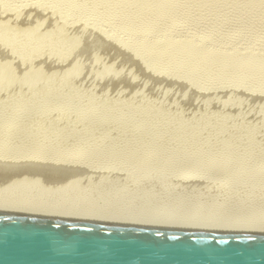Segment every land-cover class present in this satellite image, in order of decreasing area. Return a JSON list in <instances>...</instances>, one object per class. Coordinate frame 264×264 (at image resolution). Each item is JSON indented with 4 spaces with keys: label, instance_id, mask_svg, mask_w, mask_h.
<instances>
[{
    "label": "rangeland",
    "instance_id": "374dc122",
    "mask_svg": "<svg viewBox=\"0 0 264 264\" xmlns=\"http://www.w3.org/2000/svg\"><path fill=\"white\" fill-rule=\"evenodd\" d=\"M0 1V18L5 19L0 20V125L11 130L0 137V143H6L0 152V175L4 173L0 184L4 187L12 178L15 184L2 201L19 206L31 201L29 206L42 204L43 211L54 213L89 212L128 221L133 217L132 222L151 218L173 224L183 220L192 225L264 227V0H171L164 13L158 0L91 1L85 7L61 0ZM64 10L54 26L56 13ZM28 12L31 16L41 12L43 17ZM19 14L25 22L28 17L38 20L25 24ZM46 24L56 29H47ZM97 36L110 43L102 44ZM205 49L211 55H205ZM248 52L256 58L248 57ZM225 54L233 56L232 62L234 57L247 62L236 60L234 66L235 61L233 65L222 59ZM239 64L248 68L245 73ZM27 86H34V91L28 88L31 94L25 91ZM98 121L105 124L99 126ZM37 144L44 149L40 167L16 161V152L32 153ZM35 169L41 170L40 176ZM26 175L36 176L34 182L25 180ZM17 190L20 198L14 196Z\"/></svg>",
    "mask_w": 264,
    "mask_h": 264
},
{
    "label": "water",
    "instance_id": "95a60500",
    "mask_svg": "<svg viewBox=\"0 0 264 264\" xmlns=\"http://www.w3.org/2000/svg\"><path fill=\"white\" fill-rule=\"evenodd\" d=\"M0 264H264V234L0 216Z\"/></svg>",
    "mask_w": 264,
    "mask_h": 264
},
{
    "label": "bare ground",
    "instance_id": "6f19581e",
    "mask_svg": "<svg viewBox=\"0 0 264 264\" xmlns=\"http://www.w3.org/2000/svg\"><path fill=\"white\" fill-rule=\"evenodd\" d=\"M4 1H5V0H4ZM8 1H9V0H8ZM15 1H16V0H15ZM18 1H19V0H18ZM23 1H24V0H23ZM54 1H55V0H54ZM61 1H65V2H68V3H71V2L78 3V2H79V3H82V4L84 5V7H85V4H86V3H89V2H90V3H92V2L98 3L99 1H102V0H61ZM91 1H92V2H91ZM112 1H113V0H112ZM126 1H127V0H126ZM126 1H122V0H121L122 3H123V2L126 3ZM129 1H130V0H129ZM144 1H145V0H144ZM154 1H155V0H154ZM170 1H171V0H158V1H157L158 4L160 3V4H159V5H160V10H161V9L163 10V11H161L162 13H164V10H166V9L168 8V4L170 5ZM175 1H176V0H175ZM212 1H213V0H212ZM217 1H218V0H217ZM220 1H221V0H220ZM222 1H223V0H222ZM226 1H227V0H226ZM0 2H1V1H0ZM58 2H59V1H58ZM65 2H64V3H65ZM104 2H105V1H104ZM108 2H111V1H108ZM113 2H114V1H113ZM138 2H139V1H137V3H138ZM140 2H141V1H140ZM140 2H139V3H140ZM146 2H147V1H145V3H146ZM149 2H150V5H151V2H152V1H149ZM203 2H204V1H203ZM206 2H207V1H206ZM214 2H215V1H214ZM9 3H10V1H9ZM62 3H63V2H62ZM74 3H73V4H74ZM95 3H93V7H95V6H94ZM101 3H102V2H101ZM105 3H106V2H105ZM111 3H112V2H111ZM116 3H117V2H116ZM116 3H115V4H116ZM145 3H144V4H145ZM215 3H216V2H215ZM215 3H214V4H215ZM6 4H7V3H6ZM107 4H108V3H107ZM144 4H143V1H142V5H144ZM146 4H147V3H146ZM146 4H145V5H146ZM153 4H154V3H153ZM158 4H156V5H158ZM218 4H219V3H218ZM220 4H221V3H220ZM70 5H71V4H70ZM88 5H89V4H88ZM96 5H97V4H96ZM100 5H101V4H100ZM105 5H106V4H105ZM105 5H104V6H105ZM122 5L124 6V4H122ZM138 5H139V4H138ZM145 5H144V7H145ZM148 5H149V4H148ZM150 5H149V6H150ZM171 5H172V3H171ZM65 6H66V5H65ZM67 6H68V4H67ZM75 6H76V5H75ZM78 6H79V4H78ZM80 6H81V5H80ZM102 6H103V5H102ZM102 6H101L100 8H102ZM106 6H107V5H106ZM115 6H116V5H115ZM115 6L113 5V6H111V7L113 8V7H115ZM151 6H152V5H151ZM69 7H70V6H69ZM87 7H88V6H87ZM89 7H90V6H89ZM93 7H92V8H93ZM96 7H97V6H96ZM107 7H108V6H107ZM109 7H110V6H109ZM117 7H118V6H117ZM120 7H121V3H120ZM138 7H140V6H138ZM155 7H156V6H155ZM161 7H162V8H161ZM170 7H171V6H170ZM174 7H175V6H174ZM4 8H5V7H4ZM64 8H65V7H64ZM115 8H116V7H115ZM115 8H114V10H115ZM118 8H119V7H118ZM135 8H136V7H135ZM141 8H142V6H141ZM145 8H146V7H145ZM60 9H61V8H60ZM60 9H59V10H60ZM69 9H70V8H69ZM76 9H78V8H76ZM93 9H95V8H93ZM93 9H92V10H93ZM97 9H99V8H97ZM103 9H104V7H103ZM138 9H139V8H138ZM138 9H137V10H138ZM156 9L158 10V8H156ZM6 10H7V8H6ZM36 10H37V9H36ZM99 10H100V9H99ZM104 10H105V9H104ZM168 10H169V8H168ZM18 11H19V10H18ZM22 11H23V9H22ZM33 11H34V10H33ZM33 11H32V12H33ZM39 11H40V10H39ZM41 11H42V10H41ZM93 11H94V10H93ZM95 11H97V10H95ZM101 11H103V10H101ZM107 11H109V10H107ZM111 11H112V10H111ZM140 11H141V10H140ZM170 11H171V10H170ZM63 12H65V10L62 11V13H59V14L56 13V12H53V13H56V15L54 14L56 18H55L54 15H53V17H54L53 19H56V20H53V19H52L53 22H54V21H58V20L60 21V18L63 17V16H62V15L64 14ZM90 12H92V11H90ZM138 12H139V11H138ZM159 12H160V11H159ZM167 12H168V11H167ZM3 13H4V12H3ZM5 13H6V12H5ZM5 13H4V14H5ZM14 13H16V12H14ZM14 13H13V14H14ZM22 13H23V12H22ZM28 13H29V12H28ZM30 13H31V12H30ZM30 13H29V14H30ZM38 13H39V12H38ZM38 13L36 14V12H35L34 14H36V16H37ZM40 13H41V12H40ZM40 13H39V14H40ZM42 13H43V11H42ZM102 13H103V12H102ZM105 13H106V11H105ZM23 14H25V13H23ZM34 14H33V15H34ZM43 14H44V13H43ZM51 14H52V13H51ZM51 14H50V15H51ZM86 14H87V13H86ZM90 14H91V13H90ZM92 14H93V13H92ZM109 14H110V12H109ZM109 14H108V15H109ZM128 14H129V13H128ZM131 14H132V13H130V16L132 17ZM140 14H141V13H140ZM156 14H157V13H156ZM156 14L154 13L155 16H156ZM160 14H161V13H160ZM160 14H158L157 16H159ZM5 15H6V14H5ZM5 15H4V16H5ZM19 15H20V14H19ZM33 15H32V16H33ZM40 15H41V14H40ZM40 15H38V17H39ZM94 15H95V14H94ZM98 15H99V14H98ZM133 15L136 16V14H133ZM138 15H139V14H138ZM150 15H151V14H150ZM161 15H162V14H161ZM0 16H1V15H0ZM14 16H15V15H14ZM17 16H18V14H17ZM20 16H21V15H20ZM26 16H27V15H26ZM26 16H25V17H26ZM28 16H29V15H28ZM30 16H31V14H30ZM32 16H31V17H32ZM36 16H35L34 18H36ZM41 16H42V15H41ZM48 16H49V15H48ZM51 16H52V15H51ZM96 16H97V15H96ZM162 16H163V15H162ZM5 17H6V16H5ZM42 17H43V16H42ZM42 17H41V18H42ZM83 17H84V15H83ZM131 17H130V18H131ZM138 17H139V16H138ZM152 17L154 18V16H152ZM1 18H2V16H1ZM1 18H0V20H1V23H2V21L5 20V19L2 20ZM3 18H4V17H3ZM8 18H9V16H8ZM78 18H79V17H78ZM132 18H134V17H132ZM155 18H157V17H155ZM161 18H162V17H161ZM18 19H20V17H18ZM23 19H24V18H23ZM23 19H22V16H21V21L25 22ZM26 19H27V18H26ZM43 19H44V18H43ZM50 19H51V17H50ZM127 19H128V18H127ZM134 19H135V18H134ZM138 19H139V18H138ZM138 19H137V20H138ZM7 20H12V19H7ZM14 20H15V19H14ZM28 20H30L29 22H34V21H36V20H38V19H35L34 21H31L32 18L29 19V17H28ZM28 20H27V21H28ZM47 20L49 21L48 18H47ZM75 20H76V19H75ZM103 20H104V19H103ZM103 20H102V21H103ZM132 20H133V19H132ZM137 20H136V21H137ZM139 20H140V19H139ZM139 20H138V21H139ZM155 20H156V19H155ZM160 20H161V19H160ZM15 21H17V20H15ZM27 21H26V22H27ZM105 21H106V20H105ZM136 21H135V23H137ZM140 21H141V20H140ZM140 21H139V22H140ZM156 21H158V20H156ZM26 22H25V24H26ZM46 22H47V21H46ZM50 22H51V20H50ZM62 22H63V21H62ZM80 22H81V20H80ZM132 22H133V21H132ZM152 22H153V21H152ZM158 22H159V21H158ZM1 23H0V24H1ZM44 23H45V21H44ZM48 23H49V22H48ZM51 23H52V22H51ZM51 23H50V24H51ZM77 23H78V22H77ZM77 23H76V24H77ZM105 23H107V22H105ZM14 24H15V23H14ZM20 24H21V22H20ZM23 24H24V23H23ZM23 24H22V25H23ZM25 24H24V25H25ZM32 24H33V23H32ZM54 24H55V22H54ZM59 24H60V23L58 22V25H59ZM78 24H81V23H78ZM107 24H109V23H107ZM120 24H121V23H120ZM122 24H123V23H122ZM130 24H131V23H130ZM18 25H19V24H18ZM27 25H28V24H27ZM56 25H57V24H55L54 26H56ZM64 25H65V24H64ZM99 25H100V24H99ZM103 25H104V24H103ZM103 25H102V26H103ZM20 26H21V25H20ZM47 26H49V27H47ZM62 26H63V25H62ZM72 26H73V25H72ZM72 26H71V28H73ZM78 26H80V25H78ZM133 26H134V25H133ZM133 26H132V27H133ZM152 26H153V25H152ZM52 27H53V26H52ZM52 27H50V25H47V24H46V28H47V29L52 28ZM59 27H61V24H60V26H58L57 29H60V30L63 29V28H59ZM63 27H64V26H63ZM82 27H83V26H82ZM132 27H131V28H132ZM137 27H138V26H137ZM53 28H55V27H53ZM65 28H68V27L65 26ZM79 28H81V27H79ZM110 28H111V27H110ZM131 28H130V30H131ZM135 28H136V26H135ZM26 29H28V33H29V29H31V27H30V28H26ZM32 29H33V28H32ZM55 29H56V28H55ZM68 29H69V30H68ZM68 29H66V30H68V31L72 30V29H70V26H69ZM77 29H78V28H77ZM133 29H134V28H133ZM138 29H139V28H138ZM42 30H44V29H42ZM78 30H79V29H78ZM61 31H62V30H61ZM63 31H65V30H63ZM68 31H67V32H68ZM72 31H75V30L73 29ZM80 31H81V30H80ZM91 31H92V30H91ZM23 32H24V31H23ZM25 32L27 33V30H26ZM32 32H34V31H32ZM40 32H41V31H40ZM40 32H39V33H40ZM42 32H44V31H42ZM58 32H60V31H58ZM93 32H94V30H93ZM97 32H98V31H97ZM28 33H27L26 35H28ZM39 33H38V34H39ZM69 33H70V32H69ZM74 33H75V32H74ZM77 33H78V32H77ZM157 33H158V32H157ZM40 34H41V33H40ZM62 34H63V33H61V35H62ZM66 34H67V33H66ZM93 34H94V33H93ZM99 34H100V33H99ZM30 35H32V33H30L28 36H30ZM94 35H95V34H94ZM96 35H98V34H96ZM96 35H95V37H96ZM154 35H155V34H154ZM154 35H153V36H154ZM28 36H26V37H28ZM91 36H92V33H91ZM91 36H90V38H91ZM101 36H102V35H101ZM101 36H100V37L97 36L98 39H99V38L102 39V37H103L104 39H106L105 37L108 38L107 35H106V36H102V37H101ZM141 36H142V35H141ZM26 37H25V38H26ZM139 37H140V36H139ZM158 37H159V35H158ZM176 37H178V36H176ZM181 37H182V36H181ZM93 38H94V36L92 37V39H93ZM140 38H141V37H140ZM142 38H143V37H142ZM178 38H179V37H178ZM178 38H177V40H178ZM182 38H183V37H182ZM98 39H96V40H97V41H95L96 43H99V42H100V39H99V42H98ZM108 39H109V38H108ZM166 39H167V38H166ZM170 39H171V38H170ZM89 40H90V39H89ZM102 40H103V39H102ZM87 41H88V40H87ZM103 41H104V42L101 41V43H102V44H105V42H107L108 40H107V41H106V40H103ZM109 41H110V40H109ZM109 41H108V43H110ZM167 41H168V40H167ZM169 41H170V40H169ZM182 41H183V40H182ZM146 42H147V41H146ZM86 43H87L86 45H88V42H86ZM92 43H93V42H92ZM101 43H100V44H101ZM141 43H142V42H141ZM167 43H168V42H167ZM170 43H171V41H170ZM172 43H173V42H172ZM174 43H175V42H174ZM80 44H81V43H80ZM112 44H113V43H111V45H112ZM114 44H115V43H114ZM165 44H166V43H165ZM165 44H164V45H165ZM177 44H178V43H177ZM177 44H176V48L179 47V46L177 47ZM192 44H193V42H192ZM234 44H235V43H234ZM86 45H85V46H86ZM105 45H107V44H105ZM111 45H109V46H111ZM144 45H145V44H144ZM168 45H169V44H168ZM171 45H172V44H170V46H171ZM89 46H93V45H89ZM114 46H115V45H114ZM155 46H156V45H155ZM180 46H181V45H180ZM185 46H186V45H185ZM221 46H222V45H221ZM234 46H235V45H234ZM80 47H81V46H80ZM86 47H87V46H86ZM112 47H113V45H112ZM157 47H158V46H157ZM181 47H182V46H181ZM188 47H191V48H192V47H194V46H192V45L189 44ZM235 47H236V46H235ZM237 47H238V46H237ZM239 47H240V46H239ZM241 47H242V46H241ZM105 48H106V46H105ZM160 48H161V47H160ZM166 48H168V47L166 46ZM174 48H175V47H174ZM176 48H175V49H176ZM194 48H195V47H194ZM214 48H215V47H214ZM220 48H221V47H220ZM223 48H224V47H223ZM229 48H230V47H229ZM242 48H243V47H242ZM242 48H241V49H242ZM261 48H262V47H261ZM87 49H88V47H87ZM87 49H86V51H87ZM151 49H152V48H151ZM151 49H150V50H151ZM155 49H156V48H155ZM155 49H154V52H155ZM162 49H163V48H162ZM179 49H180V48H179ZM186 49H187V48H186ZM189 49H190V48H188L187 51H188ZM196 49H197V48H196ZM200 49H201V48H200ZM217 49H218V48H217ZM241 49H240V50H241ZM97 50H98V49H97ZM157 50H158V49H156V51H157ZM164 50H165V49H164ZM168 50H169V49H168ZM170 50H171V48H170ZM184 50H185V49H184ZM205 50H206V49H205ZM205 50H203V51L200 50V51H202L205 55H209L210 53H208V50H206V51H205ZM237 50H238V49H237ZM242 50H243V49H242ZM249 50H250V49H249ZM159 51H160V50H159ZM174 51H175V50H174ZM176 51H177V49H176ZM187 51H186V52H187ZM198 51H199V49H198ZM246 51H247V50H246ZM178 52H179V51H178ZM212 52H213V51H212ZM231 52H232V51H231ZM236 52H237V51H236ZM236 52H235V53H236ZM171 53H172V52H171ZM203 53H201V54H203ZM214 53H215V52H214ZM225 53H226V52H225ZM237 53H238V52H237ZM248 53H249V55H248V57H249V56H250V52H248ZM254 53H256V51H255ZM262 53H263V50H262ZM106 54H108V53H106ZM109 54H110V53H109ZM175 54H176V53H175ZM175 54H173V55H175ZM204 54H203V55H204ZM252 54H253V53H251V56H250V57L256 58V57L252 56ZM94 55H95V54H94ZM203 55H202V57H203ZM205 55H204V56H205ZM210 55H211V54H210ZM212 55H213V54H212ZM220 55H222V54H220ZM230 55H231V54H230ZM239 55H240V54H239ZM245 55H247V54H245ZM253 55H254V54H253ZM257 55H259V54H257ZM260 55H261V54H260ZM214 56H216V55L214 54ZM214 56H213V57H214ZM240 56H242V55H240ZM243 56H244V55H243ZM263 56H264V55H262V57H263ZM93 57H94V56H93ZM107 57H108V56H107ZM109 57H110V55H109ZM216 57H217V56H216ZM230 57H231V56H229L228 54H227V55L225 54L224 57L222 56V59H224V60H227V59H228V60L230 61V63H233V62L235 61V64H236V65H234V63H233V65H234V66H237L238 62H237L236 60H238V61H240V60L234 57V59H236V60H234V61L232 62V60H233V56L231 57L232 59H231ZM246 57H247V56H246ZM248 57H247V58H248ZM173 58H174V57H173ZM205 58H206V57H205ZM214 58H215V57H214ZM214 58H213V59H214ZM217 58H218V57H217ZM253 58H252V59H253ZM259 58H260V57H258V60H259ZM178 59H179V58H178ZM199 59H200V58H199ZM203 59H204V58H203ZM207 59H208V58H207ZM207 59H206V60H207ZM230 59H231V60H230ZM240 59H241V58H240ZM243 59H244V57L242 58V60H243ZM249 59H251V58H248V62H249ZM263 59H264V58H263ZM175 60H176V59H175ZM179 60H180V59H179ZM197 60H198V59H197ZM224 60H222L221 62L223 63ZM228 60H227V61H228ZM168 61H169V60H168ZM176 61H177V60H176ZM200 61H201V60H200ZM200 61H199L198 63H200ZM218 61H220V60H218ZM227 61H225V62L227 63ZM244 61L247 62V60H244ZM259 61H260V60H259ZM261 61H262V60H261ZM261 61H260V62H261ZM263 61H264V60H263ZM263 61H262V62H263ZM86 62H87V60H86ZM91 62H92V61H91ZM120 62H122V61L120 60ZM120 62H119V63H120ZM174 62H175V61H174ZM179 62H180V61H179ZM221 62L218 63V64L220 65ZM236 62H237V63H236ZM240 62H242V61H240ZM245 62H242V64H245ZM262 62H261V63H262ZM89 63H90V61H89ZM92 63H93V62H92ZM170 63H172V62H170ZM176 63H177V62H176ZM180 63H181V62H180ZM196 63H197V62H196ZM202 63H203V62H202ZM230 63H229V64H230ZM249 63H250V62H249ZM78 64H79V63H78ZM151 64H152V63H151ZM224 64H225V63H224ZM229 64H228V66L231 67V65H229ZM240 64H241V63H240ZM240 64H239V65H240ZM246 64H247V63H246ZM250 64H251V63H250ZM257 64L259 65V63H257ZM257 64L255 63V65H257ZM263 64H264V63H263ZM263 64H262V65H263ZM33 65H34V64H33ZM94 65H95V64H94ZM119 65H121V63H120ZM148 65H149V64H148ZM253 65H254V64H253ZM255 65H254V67L257 68L258 65H257V67H256ZM260 65H261V64H260ZM69 66H70V65H69ZM79 66H80V65H78L77 67H79ZM86 66H87V65H86ZM89 66H90V65H89ZM91 66H92V64H91ZM116 66H117V65H116ZM167 66H168V65H167ZM198 66H199V65H198ZM200 66H201V64H200ZM214 66H215V65H214ZM221 66L223 67V65H221ZM221 66H220V68H221ZM226 66H227V65H226ZM226 66L224 65L223 69H224V68H227ZM241 66H242V65H240V67H241ZM244 66H245V65H244ZM2 67H3V66H2ZM29 67H30V66H29ZM66 67H68V66H66ZM70 67H71V66H70ZM77 67H76V68H77ZM80 67H82V66H80ZM119 67H120V66H119ZM148 67H149V66H148ZM217 67H218V66H217ZM240 67H239V68H240ZM254 67L252 66V70H254ZM27 68H28V67H27ZM150 68H151V67H150ZM193 68H194V67H193ZM195 68H196V65H195ZM220 68H218V70H219ZM228 68H229V67H228ZM236 68H237V67H236ZM239 68H238V69H239ZM245 68H247V67H245ZM245 68L243 69V66H242V68H241L242 71H243L244 73H245V71H247V69H248V68H247V69L245 70ZM249 68H250V67H249ZM25 69H26V68H25ZM71 69H72V68H71ZM71 69H69V70H71ZM79 69H80V68H79ZM153 69H154V68H153ZM215 69H217V68H215ZM250 69H251V68H250ZM19 70H20V69H19ZM21 70H22V68H21ZM23 70H24V69H23ZM149 70H151V69H149ZM224 70H225V69H224ZM224 70H223V71H224ZM244 70H245V71H244ZM76 71H77V70H76ZM79 71H80V70H79ZM142 71H143L142 73H144V72L147 73V74H145L146 76L149 75V74H148V72H149L148 70H145V71L142 70ZM161 71H162V70H161ZM164 71H165V70H164ZM193 71H194V69H193ZM221 71H222V70H220V72H221ZM226 71H227V70H226ZM248 71H249V70H248ZM137 72H139V71L137 70ZM150 72H151V71H150ZM243 72H242V73H243ZM251 72H254V71H251ZM15 73L18 74V71L15 72ZM161 73H162V72H161ZM240 73H241V72H240ZM136 74H137V73H136ZM139 74H141V72H139ZM156 74H157V73H155V75H156ZM162 74H163V73H162ZM249 74H251V73H249ZM1 75H2V72H1ZM1 75H0V76H1ZM14 75H15V74H14ZM142 75H143V74H142ZM145 75H144V76H145ZM2 77H3V76H2ZM2 77H1V78H2ZM6 77H7V76H6ZM150 77H151V76H150ZM156 77H158V76H156ZM159 77L162 78L161 75H160ZM159 77H158V78H159ZM88 78H89V77H88ZM151 78H152V77H151ZM160 78H159L158 80H160ZM257 78H258V77H257ZM259 78H260V77H259ZM86 79H87V78H86ZM86 79H85V81H86ZM89 79H90V78H89ZM153 79H154V78H153ZM153 79H152V83H154V80H153ZM156 79H157V78H156ZM260 79H261V78H260ZM263 79H264V78H263ZM87 80H88V79H87ZM88 81H89V80H88ZM88 81H87V82H88ZM162 81H163V80H162ZM157 82H158V81H157ZM159 82H161V80H160ZM84 83H85V82H84ZM155 84H157V83H155ZM161 84H162V83H161ZM157 85H158V84H157ZM161 87H162V86H161ZM161 87H160V88H161ZM26 88H27V89H25V91L31 89L32 87H31V86H30V87L27 86ZM28 88H29V89H28ZM3 89H4V87H3ZM33 89H34V86H33V88H32V91H34ZM39 89H40V87H39ZM140 89H141V88H140ZM142 89H143V88H142ZM5 90H6V89H5ZM37 90H38V89H37ZM46 90H47V89H46ZM23 91H24V90H23ZM25 91H24V92H25ZM30 91H31V90H29V92H28L29 94H31ZM21 92H22V91H21ZM28 93H27L26 95H24V93H23V94L21 93V95H22L21 97H23V95H24V96H28ZM14 94H15V93H14ZM18 94H20V92H19ZM18 94H17V95H18ZM32 94H33V92H32ZM18 96H19V95H18ZM18 96H16V97H18ZM30 96H31V95H30ZM28 97H29V96H28ZM23 98H24V97H23ZM29 98H30V97H29ZM14 99H15V97H14ZM19 99H20V98H17L16 101H18ZM21 99H22V98H21ZM21 99H20V100H21ZM27 99H28V98H27ZM25 100H26V97H25L24 101H25ZM33 100H34V98H33ZM33 100H32V101H33ZM217 100H218V99H216V102H217ZM220 100H222V99H220ZM26 101H27V100H26ZM28 101H29V99H28ZM38 101H39V100H38ZM41 101H42V100H41ZM22 102H23V99H22ZM20 103H21V102H20ZM40 103H41V102H40ZM29 104H30V103H29ZM91 105H92V104H91ZM166 114H168V113H166ZM166 114H165V115H166ZM165 115H164V116H165ZM167 116H168V115H167ZM169 116H170V115H169ZM170 118H171V117H170ZM166 119H167V118H166ZM101 120H102V119H101ZM103 120H104V119H103ZM105 122H106V121H105ZM0 124H2V123H0ZM104 124H105V123H102V122L98 121V125H99V126H100V125L103 126ZM106 124H107V123H106ZM10 125H12V124H10ZM39 125H40V124H39ZM98 125H97V126H98ZM0 126H2V125H0ZM7 126H8V125H7ZM109 126H110V125H109ZM5 127H6V126H5ZM5 127H4V128H5ZM1 128H3V126H2ZM1 128H0V129H1ZM4 128H3V129H4ZM102 128H103V127H102ZM108 128H109V127H108ZM12 130H13V129H12ZM108 130H109V129H108ZM10 131H11V130L8 129V128H7L6 130H5V129L2 130V131L0 132V137L5 138L7 135H9V134L11 133ZM53 132H54V131H53ZM181 132H182V131H181ZM181 132H180V133H181ZM109 133L112 134V132H109ZM109 133H106V134H107L108 136H110ZM107 135H106V136H107ZM179 135H180V134H179ZM106 136H105V137H106ZM177 137H178V136H177ZM108 138H109V137H108ZM108 138H107V139H108ZM3 140H4V139H3ZM3 140H2V141H3ZM26 140H27V139H26ZM50 140H51V139H50ZM103 140H104V139H103ZM105 140H106V138H105ZM166 140H167V139H166ZM176 140H177V139H176ZM4 141H5V140H4ZM4 141H3V143H0V152H3V151H2L3 148L6 149V147H5V144H6V143H4ZM22 141H23V140H22ZM46 141H47V140H46ZM169 141H170V140H169ZM24 142H26V141L24 140ZM43 142H44V140H43ZM48 142H50V141H47V144H48ZM51 142L53 143V141H51ZM115 142H116V141H115ZM118 142H119V141H118ZM178 142H179V141H178ZM20 143H21V142H20ZM44 143H45V142H44ZM116 143H117V142H116ZM134 143H135V142H134ZM134 143H132V144H134ZM22 144H23V142L21 143V145H22ZM41 144H43V143H41ZM41 144H40V145L37 144V146L35 145L36 150H35V151L32 150V151H33L32 153H28V152H24V153H23V152H22V153L18 152V153H17V152H16V154L14 155V156L17 158L16 161L18 160L17 162H19V161H20V162H23L22 164H25V165H30V166H33V167H40V166H38V165H40L39 162H41V160L38 161V159L40 158V154H42V151L44 150ZM53 144H54V143H53ZM114 144H115V143H114ZM7 145H8V144H7ZM7 145H6V146H7ZM23 145H24V144H23ZM23 145H22V147H21V149H20L21 151H22V148L24 147ZM43 145H44V144H43ZM48 145H49V144H48ZM55 145H56V144H55ZM57 145H58V144H57ZM50 146L53 147V145H50ZM104 146H105V145H104ZM110 146H111V145H110ZM110 146H109V147H110ZM117 146H118V145H117ZM134 146H135V145H134ZM8 147H9V146H8ZM19 147H20V146H19ZM58 147H59V146H58ZM107 147H108V146H107ZM16 148H17V147H16ZM46 148H47V147H46ZM66 148H67V147H66ZM110 148H111V147H110ZM7 149H8V148H7ZM34 149H35V148H34ZM42 149H43V150H42ZM48 149H49V148H48ZM60 149H61V147H60ZM60 149H59V150H60ZM62 149H63V148H62ZM114 149H115V148H114ZM18 151H19V150H18ZM51 151H52V150H51ZM56 151H57V150H56ZM63 151H64V150H63ZM65 151H67V150L65 149ZM53 152H54V151H53ZM59 152H62V151H59ZM59 152H58V154H60ZM70 152H72V151H70ZM70 152H69V153H70ZM10 153H11V152H10ZM48 153H49V152H48ZM0 154H2V153H0ZM13 154H14V153H13ZM67 154H68V153H67ZM2 155H3V154H2ZM48 155H49V154H48ZM54 155H55V154H54ZM63 155H64V154H63ZM63 155H62V156H63ZM70 155H71V153H70ZM72 155H73V154H72ZM77 155H78V154H77ZM150 155H151V154H150ZM150 155L148 154V156H150ZM49 156H50V155H49ZM62 156H61V157H62ZM110 156H112V155H110ZM130 156H131V155H130ZM143 156H145V155H143ZM65 157H66V156H65ZM76 157H78V156H76ZM92 157H93V156H92ZM126 157H127V156H126ZM128 157H129V156H128ZM128 157H127V158H128ZM201 157H202V156H201ZM71 158H72V156H71ZM73 158H74V157H73ZM90 158H91V157H90ZM145 158H146V157H145ZM185 158H186V157H185ZM198 158H199V157H198ZM198 158H197V159H198ZM92 159H93V158H92ZM141 159H143V158H141ZM202 159H203V158H202ZM204 159H205V158H204ZM54 160H55V159H54ZM80 160H81V159H80ZM110 160H111V159H110ZM126 160H127V159H126ZM165 160H166V159H165ZM56 161H57V160H56ZM65 161H66V160H65ZM127 161H128V160H127ZM130 161H131V160H130ZM130 161H129V163H130ZM142 161H143V160H142ZM142 161H141V162H142ZM144 161H145V160H144ZM149 161H150V160H149ZM161 161H162V160H161ZM178 161H179V160H178ZM197 161H198V160H197ZM42 162H43V161H42ZM45 162H46V161H45ZM89 162H90V161H89ZM145 162L148 163V161H145ZM47 163H48V160H47ZM50 163H51V162H50ZM54 163H55V162H54ZM74 163H75V162H74ZM92 163H93V162H92ZM127 163H128V162H127ZM138 163H139V162H138ZM149 163H150V162H149ZM173 163H174V162H173ZM176 163H177V162H176ZM187 163H188V162H187ZM206 163H207V162H206ZM41 164H43V163H41ZM58 164H59V163H58ZM134 164H135V162H134ZM136 164H137V163H136ZM156 164H157V163H156ZM165 164H166V163H165ZM165 164H164V165H165ZM197 164H198V163H197ZM203 164H204V163H203ZM211 164H212V163H211ZM55 165H56V164H54V166H55ZM74 165H75V164H74ZM88 165H89V164H88ZM94 165H95V164H94ZM140 165H141V164H140ZM140 165H139V166H140ZM147 165H148V164H147ZM170 165H171V164H170ZM194 165H195V164H194ZM194 165H192V166H194ZM205 165H206V164H205ZM45 166H46V165H45ZM59 166H60V165H59ZM137 166H138V165H137ZM137 166H136V167H137ZM142 166H143V165H142ZM144 166H145V165H144ZM149 166H150V165H149ZM155 166H156V165H155ZM157 166H158V165H157ZM159 166H160V165H159ZM162 166H163V165H162ZM181 166H182V164H181ZM181 166H180V167H181ZM190 166H191V165H190ZM262 166H263V165H262ZM49 167H50V166H49ZM71 167H72V166H71ZM147 167H148V166H147ZM164 167H165V166H164ZM184 167H185V166H184ZM196 167H197V166H196ZM240 167H241V166H240ZM240 167H238V168H240ZM255 167H257V166H255ZM90 168H91V167H90ZM155 168H156V167H155ZM155 168H154V169H155ZM187 168H188V167H187ZM71 169H72V168H71ZM74 169H75V168H74ZM139 169H140V168H139ZM150 169H151V168H150ZM178 169H179V168H178ZM23 170H24V169H23ZM23 170H21V172H22ZM35 170H36V169H35ZM187 170H188V169H187ZM191 170H192V169H191ZM14 171H15V170H14ZM16 171H17V170H16ZM37 171H41V170L38 169V170H36L35 173H37ZM45 171H46V170H45ZM54 171H55V170H54ZM69 171H70V170H69ZM105 171H106V170H105ZM105 171H103V172H105ZM140 171H141V170H140ZM151 171H152V170H151ZM183 171H184V170H183ZM236 171H237V170H236ZM238 171H239V170H238ZM23 172H24V171H23ZM101 172H102V171H101ZM103 172H102V173H103ZM108 172H109V171H108ZM240 172H241V171H240ZM2 173H3V172H2ZM10 173H11V172H9V175H10ZM19 173H20V172H19ZM29 173H31V171H30ZM29 173H27V174H29ZM42 173H43V170H42ZM48 173H49V172H48ZM55 173H56V172H55ZM92 173H93V172H92ZM178 173H179V172H178ZM180 173H183V172H180ZM186 173H187V172H186ZM232 173H233V172H232ZM3 174H4V173H3ZM3 174H1V175L3 176ZM25 174H26V173H25ZM31 174H33V173H31ZM40 174H41V173H40ZM105 174H106V172H105ZM108 174H109V173H108ZM233 174H234V173H233ZM236 174H237V173H236ZM238 174H239V173H238ZM1 175H0V177H1ZM7 175H8V173H7ZM13 175H14V174H13ZM22 175H23V174H22ZM33 175H34V174H33ZM35 175H36V174H35ZM37 175H39V173H37ZM44 175H45V173H44ZM44 175H43V176H44ZM49 175H50V174H49ZM52 175H53V174H52ZM102 175L104 176V174H102ZM102 175H101V176H102ZM180 175H181V174H180ZM222 175H223V174H222ZM17 176H19V175H17ZM39 176H40V175H39ZM43 176H41V177H43ZM61 176H62V175H61ZM107 176H108V175H107ZM109 176H110V175H109ZM231 176H232V174H231ZM263 176H264V175H263ZM263 176H262V177H263ZM15 177H16V176H15ZM35 177H36V176H31V177H30V175L27 177V175H26L25 180L33 179L32 181L34 182ZM44 177H45V176H44ZM46 177L48 178L47 175H46ZM46 177H45V180L47 179ZM52 177L54 178V176H52ZM59 177H60V176H59ZM63 177H65V176H63ZM97 177H98V176H97ZM105 177H106V176H105ZM226 177H227V176H226ZM8 178H9V177H8ZM8 178H7V179H8ZM39 178H40V177H38V179H39ZM60 178H62V177H60ZM100 178H101V177H100ZM102 178H103V177H102ZM106 178H107V177H106ZM179 178H180V177H179ZM179 178H178V179H179ZM218 178H219V177H218ZM0 179H1V178H0ZM9 179H10V178H9ZM12 179H13V178H12ZM12 179H11V181H12ZM56 179H57V178L55 177V180H56ZM63 179H64V178H63ZM95 179H98V178H95ZM263 179H264V178H263ZM13 180H14V179H13ZM40 180H44V178H43V179L41 178ZM55 180H54V181H55ZM93 180H94V179H93ZM115 180H116V179H115ZM219 180H220V179H219ZM3 181H4V180H3ZM5 181H6V180H5ZM7 181H8V180H7ZM7 181L5 182L4 187L2 186L3 188L1 187V184H2V183L0 184V187H1V190H0V216H4V217L7 216V217L25 218V219H36V220H54V221H57V222H75V223H88V224H97V225H115V226L119 225V226L143 227V228H160V229H177V230L210 231V232H220V233H238V234L241 233V234H245V233H254V232H264V229H263L264 227H260V226H261L260 224H258V225H260L259 227L262 228V229H260V228H254V227H251V226H250V227H243V225H242L243 228L240 227V226H239V227H234V226H231L232 224H231V225H228V223H227V224H223V225H221V224H216V225H215V224H213V223H212V224H207L206 221H205L206 224L199 223V224H201V225H199V224L197 225V223L194 224V222H193V225H192V224H187V223L184 224V223H183V220H182V223H181V224H180V223L178 224L177 221H176V222H177L176 224H173L172 222L170 223V221H169V223H168V222L165 223L166 221H165V222H164L163 220H162L163 222H160V221H158V220H157V221H154V220H156V219H151V218H150V219L148 218V219H149V220H153V221H148L147 218H146L147 221H145V220H144L145 218H144L143 221H142V220H141V221H140V220L138 221V219H135V220H133V221H135V222H132L131 219H132L133 217L131 218V216H130L131 219H129V221H128V219H124V220H127V221H124V220H122V218H121V219H120V218H119V219H116V218L119 217V216H117V217L115 218L116 220L114 219V217H113V218L111 217L112 219H114V220H111V218L108 217V216H106V217H108V218H110V219H107V218L104 219L105 217L102 218V215L98 214V215H100V217H99V216L96 215L97 213H95V215H96L97 217H94V216H95L94 213H93V215H90L89 212H88L89 215H88V214H85L84 212H83L84 214L81 213V212H80V213H81V214H80V213L78 212V213H79L78 215H77L76 213H75V214H70V210H69L68 213L66 212V210H65L66 213H62V212H61V213L47 212V211H43V210H44V209H43L44 207L41 206L42 204H40L39 206H38L37 204H34V206H31V205L29 206L28 203H30L31 201H30V202L28 201V203H26L27 201L24 202V203H26V204H28V205H26V204L24 205V204L22 203L23 206H19V204H18V205H17V204H13L12 201H11L12 203H11L10 201H4V200L2 201L1 196H2V195H6V194H8V193L10 192V189L12 190V188H10L11 186L15 187V186H14L15 184L13 183V181H12V183H10L11 181H9V182L7 183ZM20 181H21V180H20ZM48 181H49V179H48ZM51 181H52V180H51ZM51 181H49V182H51ZM58 181H59V179H58ZM60 181H62V179H61ZM112 181H113V180H112ZM124 181H125V180H124ZM188 181H189V180H188ZM223 181H224V180H223ZM14 182H15V181H14ZM18 182H19V181H18ZM21 182H22V181H21ZM28 182H29V181H28ZM30 182H31V181H30ZM35 182H36V181H35ZM45 182L47 183V181H45ZM93 182H94V181H93ZM109 182H110V181H109ZM186 182H187V181H186ZM226 182H227V181H226ZM3 183H4V182H3ZM6 183H7L8 185H6ZM9 183H10V184H9ZM41 183H42V182H41ZM43 183H44V182H43ZM62 183H63V181H62ZM62 183H60V184H62ZM65 183H66V180H65ZM193 183H194V182H193ZM216 183H217V182L215 181V184H214V185H216ZM219 183H220V182H219ZM219 183H217V185H219ZM19 184H24V185H26L25 181L22 182V183L19 182ZM56 184H57V183H56ZM104 184H105V183H104ZM115 184H116V182H115ZM189 184H190V183H189ZM208 184H210V183H208ZM211 184H212V183H211ZM5 185H6V186H5ZM63 185H64V184H63ZM110 185H111V184H110ZM112 185H113V184H112ZM222 185H223V183H222ZM16 186H17V185H16ZM37 186H38V185H37ZM64 186H65V185H64ZM64 186H63V187H64ZM102 186H103V185H102ZM104 186H106V185H104ZM104 186H103V187H104ZM107 186H108V185H107ZM201 186H202V185H201ZM20 187H21V186H20ZM23 187H24V186H23ZM23 187H21V188H23ZM26 187H27V186H26ZM50 187H52V186H50ZM209 187L212 188L213 186H209ZM209 187H208V188H209ZM215 187H216V186H215ZM217 187H218V186H217ZM217 187H216V188H217ZM219 187H221V186H219ZM21 188H20V189H21ZM44 188H45V187H44ZM55 188H57L58 191H59V188H58V187H55ZM110 188H112V187L110 186ZM197 188H199V187L197 186ZM205 188H206V187H205ZM213 188H214V187H213ZM13 189H14V188H13ZM18 189H19V188H18ZM26 189H27V188H26ZM35 189H36V188H35ZM35 189H34V190H35ZM52 189H53V188H52ZM57 189H56V190H57ZM105 189H106V188H105ZM200 189H201V188H200ZM223 189H224V188H223ZM21 190H24V189H21ZM36 190H37V189H36ZM40 190H41V188H40ZM44 190H45V189H44ZM48 190H49V189H46V191H48ZM53 190H54V189H53ZM53 190H49V191H50L51 193H53ZM206 190H207V189H206ZM209 190H210V189H209ZM215 190H216V189H215ZM15 191H16V190H15ZM49 191H48V192H49ZM204 191H205V190H204ZM211 191H212V189H211ZM222 191H223V190H222ZM227 191H228V190H227ZM18 192L20 193V190H19V191L17 190V193H16L17 195H14L15 197H17V196L19 195ZM22 192H24V191H22ZM22 192H21V194H22ZM36 192H37V191H36ZM55 192H57V191H55ZM202 192H203V189H202ZM206 192H208V191H206ZM219 192H220V191H219ZM14 193H15V192H14ZM39 193H40V192H39ZM197 193H198V192H197ZM203 193H204V192H203ZM220 193H221V192H220ZM226 194H227V192H226ZM224 195H225V194H224ZM218 196H219V195H218ZM2 197H3V196H2ZM18 197H19V196H18ZM19 198H20V197H19ZM14 199H15V198H14ZM16 199H18V198H16ZM16 199H15V200H16ZM217 199H219V198H217ZM222 199H223V196H222ZM9 200H10V199H9ZM11 200H13V199H11ZM220 200H221V199H219V201H220ZM14 203H15V202H14ZM16 203H19V202H16ZM32 203H33V202H32ZM35 205H37V206H35ZM71 207H72V206H71ZM56 208H57V207H56ZM61 209H62V208H61ZM72 209H73V208H72ZM160 209H161V208H160ZM163 209H165V208H163ZM98 210H99V209H98ZM121 210H122V209H121ZM135 210H136V209H135ZM124 211H125V210H124ZM157 211H158V210H157ZM157 211H156V212H157ZM97 212H98V211H97ZM101 212H102V211H101ZM101 212H100V213H101ZM71 213H74V212H71ZM86 213H87V212H86ZM119 213H121V211H120ZM142 213H143V212H142ZM91 214H92V213H91ZM145 217H146V216H145ZM151 217H152V216H151ZM156 217H157V216H156ZM126 218H127V217H126ZM139 218H140V217H139ZM152 218H153V217H152ZM154 218H155V217H154ZM158 218H159V217H158ZM140 219H141V218H140ZM164 219H165V218H164ZM167 219H168V217H167ZM160 220H161V219H160ZM171 220H172V219H171ZM185 220H186V219H185ZM255 220H256V219H255ZM255 220H254V222H256ZM173 222H174V221H173ZM186 222H187V221H186ZM200 222H201V221H200ZM224 222H225V221H224ZM227 222H228V221H227ZM247 222H248V221H247ZM247 222H246V224H247ZM252 222H253V221H252ZM254 222H253V224H254ZM188 223H189V222H188ZM215 223H216V222H215ZM235 223H236V222H235ZM244 223H245V222H244ZM256 223H257V222H256ZM258 223H259V222H258ZM262 223H263V222H262ZM241 224H242V223H241ZM253 224H252V225H253ZM263 224H264V223H263ZM263 224H262V225H263ZM239 225H240V224H239ZM244 225H245V224H244ZM247 225H248V224H247ZM237 226H238V224H237ZM256 226H257V225H256Z\"/></svg>",
    "mask_w": 264,
    "mask_h": 264
}]
</instances>
